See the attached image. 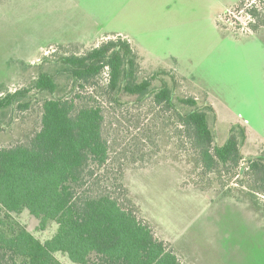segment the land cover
<instances>
[{
	"label": "rangeland",
	"instance_id": "rangeland-1",
	"mask_svg": "<svg viewBox=\"0 0 264 264\" xmlns=\"http://www.w3.org/2000/svg\"><path fill=\"white\" fill-rule=\"evenodd\" d=\"M240 2L0 0V94L29 88L44 71L56 75V97L65 96L72 83L58 59L123 37L140 55L142 78L171 71L180 84L176 96L214 109L210 125L217 144L233 129L245 168L264 156V28L254 33L247 13L252 5L264 12V0ZM105 82L82 94L105 95ZM31 96L30 110L0 113V147L22 142L39 128L46 96ZM104 108L112 158L132 164L126 170L129 197L182 264H264V197L255 209L242 175L230 179L224 173L226 186H211L190 162L172 114L151 100L127 108L106 100ZM17 218L41 241L57 231L55 224L42 230L28 211ZM56 257L75 264L61 253Z\"/></svg>",
	"mask_w": 264,
	"mask_h": 264
},
{
	"label": "trees",
	"instance_id": "trees-1",
	"mask_svg": "<svg viewBox=\"0 0 264 264\" xmlns=\"http://www.w3.org/2000/svg\"><path fill=\"white\" fill-rule=\"evenodd\" d=\"M247 13L255 21L251 30L258 33L264 28V12L252 5ZM58 62L72 83L65 96L56 97V75L44 71L29 88L0 94V113L30 110L33 91L46 96L40 101L39 128L22 142L0 147V264H63L58 253L75 264H182L139 217L129 197L126 170L132 164L112 158L104 129L106 100L120 108L151 100L172 114L193 167L211 186L223 188L224 173L230 179L242 175L247 201L260 210L264 156L242 168L245 157L233 129L223 145L217 144L210 125L214 109L176 96L180 84L173 72L158 70L142 78L140 55L123 37L81 55L61 56ZM102 80L106 96L82 94ZM240 134L246 138L244 129ZM25 211L39 220L42 230L55 224V235L46 241L33 235L17 218Z\"/></svg>",
	"mask_w": 264,
	"mask_h": 264
}]
</instances>
